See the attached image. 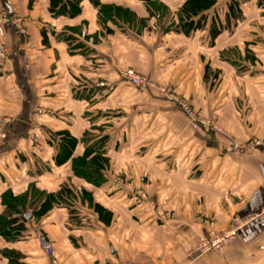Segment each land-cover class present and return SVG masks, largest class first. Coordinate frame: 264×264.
Wrapping results in <instances>:
<instances>
[{
	"label": "crops",
	"instance_id": "1",
	"mask_svg": "<svg viewBox=\"0 0 264 264\" xmlns=\"http://www.w3.org/2000/svg\"><path fill=\"white\" fill-rule=\"evenodd\" d=\"M154 1L166 18L138 0H99L111 20L88 0L72 19L48 0H0V216L11 196L31 217L17 239L0 236V264H264L263 220L197 250L264 204V0H215L190 34L185 0ZM127 69L154 87L132 86ZM65 136L75 144L57 162Z\"/></svg>",
	"mask_w": 264,
	"mask_h": 264
},
{
	"label": "trees",
	"instance_id": "2",
	"mask_svg": "<svg viewBox=\"0 0 264 264\" xmlns=\"http://www.w3.org/2000/svg\"><path fill=\"white\" fill-rule=\"evenodd\" d=\"M95 8L99 10V12H102V15H104L105 18L111 20L114 16V14L111 12L113 11L112 8H102L100 6L99 0H88ZM146 4L149 12V16L153 17L154 19L158 16L162 19L166 16V8L154 0H138ZM80 2L81 0H48V11L50 14L54 16H63L67 18H75L80 14ZM215 0H185L183 6L181 7L179 13H178V20L180 22L179 28L180 32H185L186 34H190L201 27H203V21L206 18L205 12L209 11L212 6L214 5ZM120 12L117 8L114 9V12ZM118 15V14H117ZM176 29H178V26H175V31L178 32ZM165 31H172V29L169 28V30ZM219 34V31H212L211 30V39H214L216 35ZM64 40L68 41L69 43H72L73 39L70 37H65ZM62 148L60 154L57 156V162H61V159L63 157H66L68 154L71 153L72 148L75 144V141L70 138L69 136H65L63 138ZM92 149H88L86 153H90ZM100 158V157H99ZM74 164L77 163L73 161ZM96 162V161H95ZM79 163V162H78ZM97 163H100V160H97ZM95 164V163H94ZM94 164H89L92 167L95 166ZM76 166V165H74ZM82 167L89 171L90 167L86 165H78V168ZM66 194L69 196L71 192L69 190H66V188H62L60 192H58L55 197H47L44 200L43 203V211H47L49 208V202L55 201V203L62 201L63 195ZM3 202H6V212L0 216V236L3 238H7L12 236V233L10 229H14L16 226L17 229L22 228L24 225L20 221L19 214L20 213V207H22L23 200L18 198H12L11 196L3 197ZM64 202V201H63ZM24 204V203H23ZM40 212V210L38 211ZM9 215V216H8ZM11 216H15V218H12ZM13 225H16L13 227Z\"/></svg>",
	"mask_w": 264,
	"mask_h": 264
},
{
	"label": "built area",
	"instance_id": "3",
	"mask_svg": "<svg viewBox=\"0 0 264 264\" xmlns=\"http://www.w3.org/2000/svg\"><path fill=\"white\" fill-rule=\"evenodd\" d=\"M8 22V16L5 13H0V28L3 25H6ZM7 52V47L5 46V43L3 41H0V60H2L6 56ZM122 77L125 81L129 82L132 86L136 88H153L154 85L152 82H150L145 76L137 74L134 70L132 69H127L123 71ZM160 92L167 96L170 100L176 101L175 97L168 94L167 90L162 88L159 89ZM179 106L182 107L187 113L188 116H192V111L187 108V106L184 103H181L179 101H176ZM3 136L4 133L1 132L0 130V136ZM261 145V142L259 140H251L250 142L244 144V145H231L230 149L234 155H241L245 153H250L254 151L256 147H259ZM255 220H263L264 221V204L261 206L259 211L244 220H236L230 226L227 230L222 231V232H213L211 231L209 233V236L205 239H201L199 241V247H198V253L199 254H205L210 251H220L223 250L231 241L234 240V238L237 236L238 231L245 227L248 223H251L252 221ZM38 242L40 245V248L44 252V254L51 256L53 254V248L51 243L47 240V238L44 235H39L38 236Z\"/></svg>",
	"mask_w": 264,
	"mask_h": 264
},
{
	"label": "rangeland",
	"instance_id": "4",
	"mask_svg": "<svg viewBox=\"0 0 264 264\" xmlns=\"http://www.w3.org/2000/svg\"><path fill=\"white\" fill-rule=\"evenodd\" d=\"M0 13H5V12H0ZM6 14V13H5ZM164 15L167 17V15L164 13ZM165 17V18H166ZM157 20V19H156ZM169 28L170 29H173L174 30V28H175V22L174 23H172L170 26L168 25H166V28H164V30L166 29V30H169ZM162 31H163V28H162ZM4 42V41H3ZM5 43V42H4ZM5 46H6V44H5ZM6 55H7V52H6ZM1 130V129H0ZM2 132V131H1ZM99 138H101V137H98V141H100V139ZM14 227V226H13ZM10 231H11V233H12V237L13 236H15L16 238H13V239H17L20 235H19V232H17V231H19V229H17V227H15L14 229L12 228V229H10ZM17 235V236H16Z\"/></svg>",
	"mask_w": 264,
	"mask_h": 264
},
{
	"label": "water",
	"instance_id": "5",
	"mask_svg": "<svg viewBox=\"0 0 264 264\" xmlns=\"http://www.w3.org/2000/svg\"><path fill=\"white\" fill-rule=\"evenodd\" d=\"M30 215L29 214H25V215H22L21 216V220H22V222L23 223H26V222H28L29 220H30Z\"/></svg>",
	"mask_w": 264,
	"mask_h": 264
}]
</instances>
